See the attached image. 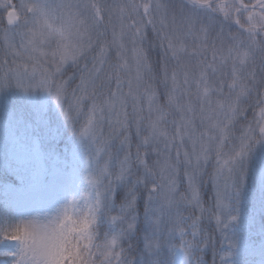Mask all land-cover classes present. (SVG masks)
<instances>
[{
	"label": "snow or ice",
	"instance_id": "1",
	"mask_svg": "<svg viewBox=\"0 0 264 264\" xmlns=\"http://www.w3.org/2000/svg\"><path fill=\"white\" fill-rule=\"evenodd\" d=\"M9 93L37 120L53 109L87 187L44 220L5 204L0 264H206L209 245L213 264H264V229L241 227L264 149V0H0ZM257 183L264 210V155Z\"/></svg>",
	"mask_w": 264,
	"mask_h": 264
},
{
	"label": "trees",
	"instance_id": "2",
	"mask_svg": "<svg viewBox=\"0 0 264 264\" xmlns=\"http://www.w3.org/2000/svg\"><path fill=\"white\" fill-rule=\"evenodd\" d=\"M150 32V30H149ZM15 103L2 104L4 107L0 112V124H9L15 129L16 140L14 145L7 142L4 139H0V195L3 197H13L21 194L25 198L29 195V189L27 185L15 178L12 171V167L16 166L14 161L15 146L22 143V136L25 141L30 143L33 139H36L40 151L42 154V164L47 173H50L54 168H58L60 171L70 176L74 184V195H78L81 190L87 187V183H83V167L81 163H73V154L76 152L77 145L70 133L63 127L62 122L56 116L55 112L49 107L44 120H37L34 118L28 103H24L21 100H14ZM13 109V114L6 115L5 110ZM4 111V113H3ZM250 118L251 110L247 113ZM46 121V123H45ZM55 129V133H53ZM14 146V147H13ZM28 146H30L28 144ZM258 153V150H257ZM257 153L252 161V167L248 178V189L244 199L242 207V228L247 223H252L254 238H258L261 229H264V210L261 209L260 202V188L255 176L257 175ZM264 155V152L261 154ZM203 198L207 202L212 197L211 185L202 189ZM79 198V197H77ZM140 210L143 209V202L139 204ZM215 228L213 222L205 221L203 229L212 235ZM217 237V241H218ZM217 247L219 243L217 242ZM212 246L206 249L203 253V258L206 264H212L213 254Z\"/></svg>",
	"mask_w": 264,
	"mask_h": 264
},
{
	"label": "rangeland",
	"instance_id": "3",
	"mask_svg": "<svg viewBox=\"0 0 264 264\" xmlns=\"http://www.w3.org/2000/svg\"><path fill=\"white\" fill-rule=\"evenodd\" d=\"M14 100H21L24 103H28L21 95L9 93L6 97H0V112L5 103L8 104V101L10 103H15ZM41 102L42 97L37 95L36 103L39 104ZM12 110L13 109L5 110L6 115L8 116L10 113L13 114ZM15 136V129L11 127V125L0 124V139H4L11 143V145H14L16 140ZM22 141V143L15 146L13 157L16 166L12 167V171L15 178L23 181L27 185L29 195L27 198L21 194L13 197H3L0 195V209H2L5 204L11 205L21 214V218H31L33 215L51 214L55 207H59L66 199L74 195L73 180L57 167L54 168L52 172L47 173L42 164V154L36 139L27 143L24 136H22ZM28 144L30 146H28ZM263 152L264 149H258V159L255 165L257 166V175L255 179H257L260 172V160ZM73 163L75 162L73 161ZM81 166L83 167L82 163Z\"/></svg>",
	"mask_w": 264,
	"mask_h": 264
},
{
	"label": "clouds",
	"instance_id": "4",
	"mask_svg": "<svg viewBox=\"0 0 264 264\" xmlns=\"http://www.w3.org/2000/svg\"><path fill=\"white\" fill-rule=\"evenodd\" d=\"M51 215H52V213H51V214H48V215L41 214V215H39V216H40V218H41L42 220H44L45 217H49V216H51Z\"/></svg>",
	"mask_w": 264,
	"mask_h": 264
}]
</instances>
